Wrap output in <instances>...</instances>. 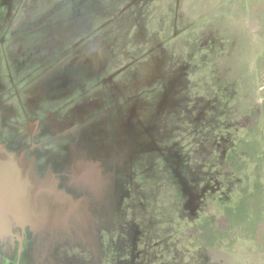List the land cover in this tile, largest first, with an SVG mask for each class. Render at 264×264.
I'll return each instance as SVG.
<instances>
[{"label":"rangeland","instance_id":"1","mask_svg":"<svg viewBox=\"0 0 264 264\" xmlns=\"http://www.w3.org/2000/svg\"><path fill=\"white\" fill-rule=\"evenodd\" d=\"M50 122L52 264H264V0H0V144Z\"/></svg>","mask_w":264,"mask_h":264},{"label":"flooded vegetation","instance_id":"2","mask_svg":"<svg viewBox=\"0 0 264 264\" xmlns=\"http://www.w3.org/2000/svg\"><path fill=\"white\" fill-rule=\"evenodd\" d=\"M38 125L28 129L35 133ZM47 135L0 144V264H52V122Z\"/></svg>","mask_w":264,"mask_h":264},{"label":"water","instance_id":"3","mask_svg":"<svg viewBox=\"0 0 264 264\" xmlns=\"http://www.w3.org/2000/svg\"><path fill=\"white\" fill-rule=\"evenodd\" d=\"M0 150H4V146H3V145H0ZM6 155H7L9 158H14V157H15V155H13V154H7V153H6ZM19 156L23 158L22 155H19Z\"/></svg>","mask_w":264,"mask_h":264}]
</instances>
